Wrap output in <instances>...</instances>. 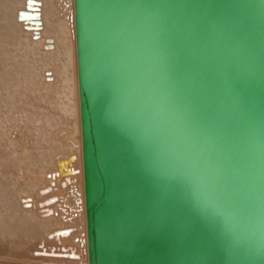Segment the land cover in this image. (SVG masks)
<instances>
[{"label": "water", "instance_id": "95a60500", "mask_svg": "<svg viewBox=\"0 0 264 264\" xmlns=\"http://www.w3.org/2000/svg\"><path fill=\"white\" fill-rule=\"evenodd\" d=\"M88 264H264V0H74Z\"/></svg>", "mask_w": 264, "mask_h": 264}, {"label": "bare ground", "instance_id": "6f19581e", "mask_svg": "<svg viewBox=\"0 0 264 264\" xmlns=\"http://www.w3.org/2000/svg\"><path fill=\"white\" fill-rule=\"evenodd\" d=\"M3 250L88 264L74 0H0Z\"/></svg>", "mask_w": 264, "mask_h": 264}, {"label": "rangeland", "instance_id": "374dc122", "mask_svg": "<svg viewBox=\"0 0 264 264\" xmlns=\"http://www.w3.org/2000/svg\"><path fill=\"white\" fill-rule=\"evenodd\" d=\"M36 166H38V168L41 170V168H42V166H40V164H36ZM31 168L32 169H35V166H34V164H32L31 163ZM77 182V179H76V181H75V183ZM60 193V195L61 196H63L64 194L62 193V192H59ZM46 247H48V248H46ZM37 248L39 249V248H42V251H40V252H35L34 254L36 255H39V256H43V257H49V256H44V254H46V255H58L57 253H53V254H51V252H46L45 250H55V251H59V248H55V247H53L52 249L49 247V246H46L45 244H41V245H39V246H37ZM46 248V249H45ZM23 255L22 256H20V257H16V259H13L12 258V256L14 255V253H10L9 251H7V250H3L2 252H1V254H0V259H2V260H5V261H1L0 260V264H24V263H26V262H24L23 260H25L26 258H27V255H26V253H25V251H23ZM1 255H2V257H1ZM5 255H12V256H5ZM15 257V256H14ZM45 263V262H44ZM54 263V262H53ZM56 263V262H55ZM26 264H28V263H26ZM38 264H40V263H38ZM46 264H51V263H49V262H46ZM57 264H58V262H57ZM59 264H62V263H59Z\"/></svg>", "mask_w": 264, "mask_h": 264}]
</instances>
